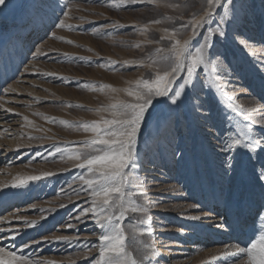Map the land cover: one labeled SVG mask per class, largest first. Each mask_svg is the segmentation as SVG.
I'll return each mask as SVG.
<instances>
[{"label": "rangeland", "instance_id": "obj_1", "mask_svg": "<svg viewBox=\"0 0 264 264\" xmlns=\"http://www.w3.org/2000/svg\"><path fill=\"white\" fill-rule=\"evenodd\" d=\"M177 2L187 4L188 7L183 10L170 7ZM203 2L204 0H153L151 6L137 5L127 10H118L107 6L105 0H59L61 6L68 4L67 16L60 18L65 24L75 27L71 30L52 27L50 31H43L44 38L40 41L33 38L32 35L35 32L30 33V36L28 34L26 38L28 40L23 39L22 43L16 39L15 21L16 18L23 16L28 0H18V6L15 9L5 16H0V41L9 42V48L15 55V63L19 67V74L4 85L5 87L11 86L16 91L0 93V111L11 116L9 121L0 122V125H3L0 128V190L20 192L19 196L14 197L17 200L29 197V203L26 202L14 208L18 211L30 210L31 212L28 213L14 215L27 216L25 220L28 221L29 219L41 221L49 218L61 208V205L71 207L68 209L70 216L67 214L62 220L49 223V226L53 225L42 235L36 236V240L67 234L74 239L78 237L82 239L80 242L73 241L74 245L63 254L56 251L58 241L46 242L34 248V259L45 261L50 259L57 262L58 259H65L69 260V264H88V260L98 255L96 251H93L88 259L81 258L86 251L84 245L95 242L99 233L96 228L87 232L86 227L76 233L78 225L83 223L74 218L79 215L81 206H88L84 204L87 197L83 194L77 197L69 187L70 183L72 187L77 186L71 180L72 176L78 173V170L73 167V161L62 158L59 154L53 155L54 146L80 147L78 142L89 138L91 133L85 132L81 127L66 126L60 122L67 121L68 125H80L101 118H110L111 112L107 110L110 104L117 100H131L132 98L124 92L113 93L110 89L100 86L111 85L114 88L124 89L133 86L129 82H134L141 77L151 78L152 69L142 66V63L147 64L150 56L156 58L155 49L157 47L166 48L168 44L167 42L161 45L148 44L147 41L158 40L161 35H164L163 29L166 27H178V23L173 24L177 16H182L183 21L186 22L194 12L200 10ZM46 3L53 5L45 10L46 19L51 23L59 15L60 9L55 7L56 0H46ZM256 4L259 8V0H256ZM168 17H172L173 20H169ZM154 20H160L161 23H152ZM113 23L124 27L115 29ZM145 26H147V32L141 31ZM246 30L251 37V47L246 51L229 41L224 46V61L228 67L235 69V75L238 77L235 81L237 101L242 103L246 109H252L264 107V73L253 62L254 60L264 61V23L261 22L259 16H256L247 24ZM184 35L186 37L187 33ZM136 44H140L141 47H135ZM36 48L39 49L38 55ZM107 61H114L115 64L109 65ZM124 61L135 63L125 65ZM233 61H236L235 65ZM85 84L87 87L84 86ZM198 91L204 97V106L208 111L211 124H218L221 105L217 97L211 91L205 92L203 89ZM158 99L164 100L163 98ZM75 105L82 107H75ZM154 106H156V101H154ZM7 108H12L13 111L6 112ZM160 108L162 110L153 113L151 121L146 116L145 122L149 126L141 128V145L145 137L150 138L156 133L157 121H162L168 115V110L164 106L161 105ZM151 111L152 109H149V112ZM24 117H27V120ZM175 119L178 147L185 150L189 159L194 160L195 163L191 167H181L163 155L155 159L146 157L140 173L145 178V187L140 191L163 192L162 190L166 189V194L169 195L158 197L154 194H144L150 205L149 211L153 209L152 207H156L159 212L161 211L160 213H163L154 214L148 211L145 214L151 221L150 227L153 232L160 231L161 233L139 238L146 243L155 244L158 255L151 257L153 264L157 260L159 264H179L183 259L176 256L177 254L174 253L178 250L172 248L178 245V239L181 236L185 238L180 231L182 227L180 228L179 223L188 221L193 229L196 228L194 230H197L199 225L192 219L183 218L181 213L175 216L176 220H173V224L168 222L170 218L166 215L171 213L170 208H167L169 202L177 206L183 202L189 203V197H195L196 200L198 198L196 184H199L205 192L209 191L217 195L222 193L223 188H226L224 200L221 202L223 208L227 202L232 201L234 192L239 191L243 197L246 195L243 187L244 178H254V169L260 157H257L258 160H252L241 151L236 171L230 176L223 175L214 151L216 141L207 135V128L201 123L194 122L183 110L175 114ZM11 153H13L12 159L14 160L9 161L6 156ZM244 157L248 159L247 162ZM243 160L245 165H249L245 173L242 172L243 167H241ZM46 171L57 174L39 181L38 184L29 182L26 188L12 189L10 187L13 183H18L16 179L18 176L39 175ZM239 172H242V176H239ZM5 185L9 187L5 188ZM170 186H175L176 190L169 191ZM62 189L67 194H62ZM143 200L142 196L140 202ZM44 205L52 207L50 210L54 209V211H50L49 208L45 209L46 211L38 209ZM135 215L130 214L128 219L131 220ZM87 221L92 222L91 219L85 220ZM61 223L64 225L71 223L76 227H66L68 232L58 231ZM22 228L28 227L22 224ZM125 228L126 232L132 231L127 220ZM193 229L189 231L194 232ZM256 235L248 241L254 239ZM42 247H49V249L53 247L51 250L54 252L41 254ZM130 250L134 255L140 254L136 249L130 248Z\"/></svg>", "mask_w": 264, "mask_h": 264}, {"label": "snow or ice", "instance_id": "obj_2", "mask_svg": "<svg viewBox=\"0 0 264 264\" xmlns=\"http://www.w3.org/2000/svg\"><path fill=\"white\" fill-rule=\"evenodd\" d=\"M105 2L107 6L118 10L153 4V0ZM17 6L18 0H0V16H5ZM52 6L46 0H28L21 22L15 30L16 39L22 43L25 33L50 31L52 27L69 30L75 27L65 24L60 18L67 16L68 4L61 6L59 0L55 3V7L60 9L59 15L49 23L45 10ZM170 7L183 10L188 5L177 2ZM256 16L264 23V0H259V8L256 0H204L200 10L194 12L186 22L182 16H177L175 20L168 17L173 20L174 25L178 23V27H166L163 29L164 35L158 40L147 41L148 44H168L166 48L155 49L156 58L150 56L147 64L142 63V66L152 69L151 78L141 77L129 82L133 86L124 89L111 85L100 86L113 93L124 92L131 100H117L110 104L107 109L111 112L110 118L80 125L60 122L66 126L81 127L85 132L91 133L89 138L78 142L80 147L57 145L54 146L53 153L73 161V167L78 173L71 180L77 186L72 187L70 183L69 187L77 197L82 194L87 197L84 204L88 206H81L75 219L82 223L91 219L99 233L95 242L84 245L86 251L82 259H88L93 251L98 253L88 260V264H153L151 257L158 255L155 244L139 239L151 233V221L145 215L150 205L147 197L140 191L145 187V178L140 173L146 157L155 159L163 155L181 167H191L195 163L177 144L175 114L181 110L194 122L206 127L207 135L216 141L214 151L223 175L233 174L241 151L252 160L262 157L261 163L254 169L255 179L249 191L243 198L227 202L226 205L229 228L241 231L247 226L258 235L250 241H244L245 246H241V242L226 245L220 257H213V261L214 264H264V107L246 109L237 101L235 81L238 77L235 69L228 67L224 61V46L229 41L246 51L251 47V37L246 26ZM152 23L159 24L161 21L154 20ZM123 27L113 23L115 29ZM147 30V26L141 29L143 32ZM135 47L139 48L141 45L136 44ZM35 51L38 55L39 49L36 48ZM253 62L264 73V61ZM107 63L115 64L114 61ZM133 63L135 62L124 61L125 65ZM235 63L233 61L234 65ZM18 74L19 67L15 63V55L9 48V42L0 41V93L16 91L11 86L4 85ZM84 86L87 87V84ZM200 89L211 91L217 97L221 105L218 124H211L204 106V97L198 91ZM161 105L168 110V115L162 121H157L156 133L150 138L145 137L141 145V128L149 126L145 118L148 116L151 121L153 113L162 110ZM149 109L152 111L149 112ZM5 111L12 112L13 109L7 108ZM24 119L27 120V117ZM56 174L46 171L39 175L18 176V183H13L10 187L26 188L29 182H39ZM175 190V186H170L169 191ZM20 194L18 191L0 190V204ZM142 196L144 200L140 202ZM130 214L136 215L129 220ZM190 219L198 221L201 217L192 216ZM126 220L132 228L131 232H126ZM4 223L11 225V220H0V224ZM23 223L26 227H34L37 222L23 220ZM66 226L75 227L71 223ZM27 235V232L16 228L0 227V264H57L55 260L34 259L35 249L32 246L41 241L31 237L25 239ZM53 240L68 245L74 238L63 235L45 237V242L51 243ZM130 248L136 249L140 254L134 255ZM155 264H159V261Z\"/></svg>", "mask_w": 264, "mask_h": 264}, {"label": "bare ground", "instance_id": "obj_3", "mask_svg": "<svg viewBox=\"0 0 264 264\" xmlns=\"http://www.w3.org/2000/svg\"><path fill=\"white\" fill-rule=\"evenodd\" d=\"M20 22H21V18H16V21H15L16 27ZM43 31H45V30L35 32L34 35H32V36H34L33 38H37L40 41L42 38H44L43 37L44 36ZM27 35L30 36V33L24 34V40L27 38ZM26 40H28V39H26ZM163 99H166V98H163ZM9 115L5 114V112L0 111V122L9 121V119L11 117ZM1 127H3L2 124L0 125V128ZM2 150H3V148H2ZM12 150H14V149H12ZM12 155H13V153H11L10 155L8 154V156H6L7 160H9V161L14 160V159H12ZM22 157H24V156H22ZM22 159H20V160H22ZM244 159L246 162L248 161V159H246V157H244ZM261 160H262V157H259V160L257 161V163L259 164ZM1 161H3V159ZM245 161L243 160V164L241 166V167H243V170H242V168H241V170L244 173L247 172V167L249 166L247 164L245 165ZM239 171H240V168H239ZM242 172H239V176H242ZM237 175H238V173H237ZM253 175H251V176H253ZM254 179H255V177L254 178L250 177L249 179L244 178L243 187L246 191L245 193H247L249 191L250 187L253 185ZM241 182H243V181H241ZM38 183L39 182H37V184ZM223 183H225V182H223ZM235 186H236V184H235ZM201 188L202 187H200L199 184H196V189L198 190V195H196V196L198 198H196V200H195V197H193V198L189 197L188 198V200L190 201L189 203L183 202L177 206H174L168 201L169 204H168L167 208H170L169 212H171V213L169 215H166V216L170 218L169 219L170 221H168V222H170L171 224H173V220H176L175 216L177 214H180V213L183 216V218L185 217L186 219H189V220H190V217H192V216H200L201 217L200 220L196 221L199 224L197 230H194L196 228L193 229L191 223L188 221H181V223H179L180 228L182 227L181 230L180 229L179 230L185 236V238L183 236H181L178 239V241H179L178 245L172 247V248H176V250H178L174 254H177L176 256H179V257H181V259H183L179 264H214V262H211V261H213V257H219L220 254L222 253V251L225 249L226 245L230 246L231 244L241 242V245L245 246V244L243 242L248 241L251 237L256 235V233H253L247 226L244 227L241 231H233L231 228H229L227 226V219H228L227 207L224 206L222 208V206H221V202L224 200V192H225L226 188H223L222 193L219 195H217L216 193L212 194L209 191L205 192V190H202ZM162 191L163 192H150L149 191V192H143V193L144 194H154L158 197L159 196L160 197L161 196H169L168 194H166V189H163ZM24 192H25V190H24ZM61 193L62 194L66 193V191L64 190ZM234 193L235 194L232 198V201H236V200L243 198V196H242L243 194L241 195V193L239 191H236ZM29 196H30V194H29ZM170 198H173V197H170ZM28 200H29V197L23 198L22 200H17L16 198H12V199L8 200L6 203L0 204V220H4L5 218H7L8 220H11V225L4 223V224H0V227H12V228L19 229L21 232H27L28 235L25 237V239H28L29 237L35 238L36 236L42 235L48 229H50V227L53 224L51 226H49V223H51V222L54 223L56 221H60L63 218H65L67 216V214L69 215V213H70V211L68 209H71V207H67L65 205V207H61V208L57 209V211L55 213H53V215H51L49 218H45L41 221L36 220V222H37L36 226L21 229L22 224H24L23 220L27 219V216L22 217V216H14V215L18 214V213H21V214L22 213H28L31 211L28 209L27 210L22 209V211H18L17 209H14V208H16V206L19 207V206L25 204L26 202L29 203ZM152 200H155V199H152ZM156 200H158V199H156ZM195 203L198 204V207H196V208L191 207ZM205 204H208V205H205ZM47 208H49V210H50V208H52V207H48V206L44 205V207H39L38 209H41V210L46 209L47 210ZM152 208L153 209L150 210L149 212L154 213V214H159L161 212V211L159 212L158 208H156V207H152ZM10 211H13V212L11 213ZM160 214H163V213H160ZM178 217H179V215H178ZM67 219H69V218H67ZM29 221H31V220L29 219ZM72 222H74V221H72ZM19 223H21V224H19ZM194 224H196V223H194ZM189 225H191V226H189ZM217 225H223V227H217ZM90 226L93 228H91ZM59 227L60 228L58 229V231H63V232L67 231L68 232V229L66 228L67 226L64 225L63 223H61L59 225ZM75 227H73V228H75ZM78 227L79 228L76 231V233L79 230L81 231L82 228H85V227H86L85 231H87V232H90V230L96 228L95 225L90 221H87L85 223L83 222V224L78 225ZM88 227H90L91 229L90 228L88 229ZM190 229H193L194 232H190L189 231ZM69 231H71V230H69ZM159 233H161V232L160 231L159 232L158 231L153 232V230L151 229L150 235L159 234ZM146 235H149V234H146ZM65 236L69 237L68 234ZM81 240L82 239L78 237L77 239H74L73 241L74 242H80ZM91 240H94V239H91ZM39 241H41V243L38 245H33L32 246L33 249L37 246H41L42 244L46 243L44 238L39 240ZM56 245H58L57 246L58 250H56L55 248L54 249L56 251H60V254H63L65 252L67 253L68 250L70 249L69 247H71L74 244L70 243L68 245H65L63 242L58 241L56 243ZM46 247L41 248V250H40L41 254L42 253H48V252H50V253L54 252L51 250L53 247L50 249H49V247L48 248H46ZM68 262H69V260L58 259L57 264H69Z\"/></svg>", "mask_w": 264, "mask_h": 264}]
</instances>
